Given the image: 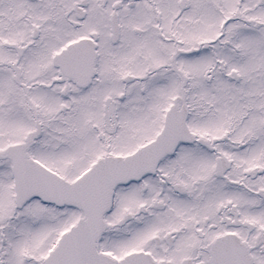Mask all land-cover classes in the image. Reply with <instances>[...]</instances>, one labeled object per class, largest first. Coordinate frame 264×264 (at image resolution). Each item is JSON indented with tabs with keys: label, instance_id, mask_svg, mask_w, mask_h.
I'll use <instances>...</instances> for the list:
<instances>
[{
	"label": "snow or ice",
	"instance_id": "1",
	"mask_svg": "<svg viewBox=\"0 0 264 264\" xmlns=\"http://www.w3.org/2000/svg\"><path fill=\"white\" fill-rule=\"evenodd\" d=\"M0 264H264V0H0Z\"/></svg>",
	"mask_w": 264,
	"mask_h": 264
}]
</instances>
